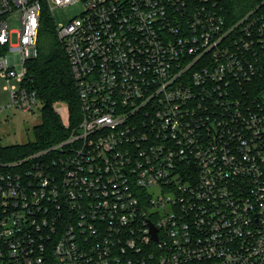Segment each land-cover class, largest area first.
I'll use <instances>...</instances> for the list:
<instances>
[{
  "label": "built area",
  "instance_id": "2783aa9c",
  "mask_svg": "<svg viewBox=\"0 0 264 264\" xmlns=\"http://www.w3.org/2000/svg\"><path fill=\"white\" fill-rule=\"evenodd\" d=\"M234 1L0 0L25 112L44 13L85 8L53 24L79 122L60 105L67 139L0 161V264H264V0Z\"/></svg>",
  "mask_w": 264,
  "mask_h": 264
},
{
  "label": "trees",
  "instance_id": "16d2710c",
  "mask_svg": "<svg viewBox=\"0 0 264 264\" xmlns=\"http://www.w3.org/2000/svg\"><path fill=\"white\" fill-rule=\"evenodd\" d=\"M248 1L250 0L234 1L236 5L242 3L238 12L245 10L244 3ZM43 17L39 54L27 62L31 90L36 92L38 99L43 103L41 122L33 128L32 141L20 145L0 146L1 162L25 159L67 139L69 129L65 127L61 115L56 111L58 106H67L71 126H75L80 120V101L70 61L50 16L44 13Z\"/></svg>",
  "mask_w": 264,
  "mask_h": 264
},
{
  "label": "rangeland",
  "instance_id": "374dc122",
  "mask_svg": "<svg viewBox=\"0 0 264 264\" xmlns=\"http://www.w3.org/2000/svg\"><path fill=\"white\" fill-rule=\"evenodd\" d=\"M85 11L83 3H76L67 7L54 8L50 14L58 26H67L73 20H78ZM48 15L49 13H45ZM53 20V24H54ZM10 29L18 28V15L9 20ZM17 42V35L13 36V43ZM6 79L0 77V146L20 145L34 139L33 128L40 124L43 103H38L33 111L25 112L12 104L10 86ZM66 113H62L65 118Z\"/></svg>",
  "mask_w": 264,
  "mask_h": 264
},
{
  "label": "water",
  "instance_id": "95a60500",
  "mask_svg": "<svg viewBox=\"0 0 264 264\" xmlns=\"http://www.w3.org/2000/svg\"><path fill=\"white\" fill-rule=\"evenodd\" d=\"M154 238L156 239L157 238V236H156V231L154 230Z\"/></svg>",
  "mask_w": 264,
  "mask_h": 264
}]
</instances>
